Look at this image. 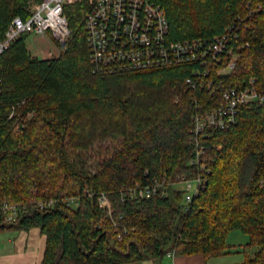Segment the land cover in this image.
I'll return each mask as SVG.
<instances>
[{
  "label": "trees",
  "instance_id": "obj_1",
  "mask_svg": "<svg viewBox=\"0 0 264 264\" xmlns=\"http://www.w3.org/2000/svg\"><path fill=\"white\" fill-rule=\"evenodd\" d=\"M30 1L0 0L1 37L15 17L31 15ZM150 1L166 10L174 41L214 38L241 16L237 44L249 46L225 86L242 88L254 77L264 87V0ZM248 2L261 4L250 17ZM89 8L87 0L66 6L71 36L58 43V56L33 55L29 33L2 56L0 207L16 205L19 217L8 222L0 210V231L40 228L47 237L41 264H143L171 251L220 256L233 247L229 234L240 231L249 237L245 264H264V104L241 105L227 129H206V170L190 165L192 117L222 95L191 88L190 63L93 73ZM95 143L90 168L83 156ZM199 174L206 182L186 208L174 183ZM155 181L163 185L152 197L131 196Z\"/></svg>",
  "mask_w": 264,
  "mask_h": 264
},
{
  "label": "built area",
  "instance_id": "obj_2",
  "mask_svg": "<svg viewBox=\"0 0 264 264\" xmlns=\"http://www.w3.org/2000/svg\"><path fill=\"white\" fill-rule=\"evenodd\" d=\"M82 0H36L28 18L15 17L3 37L0 36V62L4 52L24 33L51 35L61 44L71 36L69 19L65 13L68 4ZM89 10L85 18L87 42L91 53L92 71L98 74L133 72L155 68L193 64L187 84L197 89L206 88L213 95L220 93L223 101L211 109L198 112L192 117L194 151L190 165L203 163L205 146L202 144L204 132L208 128L227 129L237 123L241 105L258 102L264 104V87L257 86V78H251L242 88H228L225 79L233 73L242 51L249 43H238V21L222 35L214 38H191L181 41L168 40L170 23L166 10L150 0H87ZM261 7V4L258 6ZM259 8L247 3V17ZM15 113L13 110L11 116ZM29 113L28 116H31ZM185 184L184 202L186 208L204 187L206 179L199 174L188 178L178 177ZM163 183L137 185L130 194L149 198L159 192ZM101 205L111 213V204L106 195L99 197ZM50 200L41 203L48 206ZM0 210L8 222L19 217V207L5 203ZM175 255L174 251L169 252Z\"/></svg>",
  "mask_w": 264,
  "mask_h": 264
},
{
  "label": "crops",
  "instance_id": "obj_3",
  "mask_svg": "<svg viewBox=\"0 0 264 264\" xmlns=\"http://www.w3.org/2000/svg\"><path fill=\"white\" fill-rule=\"evenodd\" d=\"M231 238L233 240H228V242L233 247L220 256L170 255L167 253L158 261H146L143 264H245L246 251L249 248H244V246L249 243V237L245 239L236 234ZM46 244V235L37 227L28 230L0 231V264H41Z\"/></svg>",
  "mask_w": 264,
  "mask_h": 264
},
{
  "label": "rangeland",
  "instance_id": "obj_4",
  "mask_svg": "<svg viewBox=\"0 0 264 264\" xmlns=\"http://www.w3.org/2000/svg\"><path fill=\"white\" fill-rule=\"evenodd\" d=\"M35 2L36 0L30 1L31 6L29 7V9L33 8V6L35 5ZM58 43L59 42L55 41L50 35H39L35 33H29L26 39V44H27V48L29 49V51L33 55L38 56L43 59L53 58L60 54V52L62 51V47L59 46ZM116 92H119V90H116ZM98 146L99 145L95 143V145L93 146V149L88 153L89 156L88 157L86 155L83 156V158L87 160V165L90 168L93 167L94 160L97 158ZM188 178H192V177H188ZM166 182L167 181L164 180V183ZM174 187H176L177 189H184L185 184L180 183L179 180H177V182L174 183ZM236 234L239 235L240 237H244L245 239H248V235L240 231H232L229 234L230 239L228 238V240L230 241L233 240L231 236L233 235L235 236ZM234 240L236 239L234 238Z\"/></svg>",
  "mask_w": 264,
  "mask_h": 264
}]
</instances>
